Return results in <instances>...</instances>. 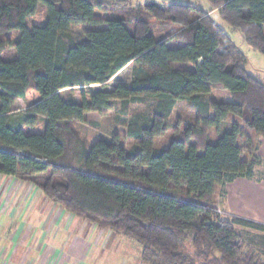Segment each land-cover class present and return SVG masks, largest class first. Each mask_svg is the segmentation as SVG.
<instances>
[{"label":"trees","instance_id":"obj_1","mask_svg":"<svg viewBox=\"0 0 264 264\" xmlns=\"http://www.w3.org/2000/svg\"><path fill=\"white\" fill-rule=\"evenodd\" d=\"M114 1L0 0V175L18 177L69 214L135 241L143 248V264H264L239 232L264 234V225L224 220L213 200L219 186L257 179L264 162L256 150L248 151L251 161L243 159L237 125L215 144L209 141V130L219 131L230 116L264 139V83L246 71L245 55L203 9L151 1L125 10L113 7ZM208 1L264 56V0ZM40 5L45 18L29 30ZM97 11L112 16L102 19ZM150 18L180 26L173 37L178 47L150 34ZM78 25L106 27L86 31L77 42L70 30ZM12 32H20L19 39H6ZM5 48L16 57L3 59ZM128 66L141 76L108 90ZM214 88L226 91L229 100L206 101ZM29 90L40 101L13 114ZM179 102L198 116L184 132ZM118 105L124 115L134 105L146 109L121 121L113 141L87 148L72 123ZM174 121L173 140L156 149L155 139ZM40 122L42 133L24 131ZM123 140L134 147L126 150ZM64 159L68 163L61 165Z\"/></svg>","mask_w":264,"mask_h":264},{"label":"rangeland","instance_id":"obj_2","mask_svg":"<svg viewBox=\"0 0 264 264\" xmlns=\"http://www.w3.org/2000/svg\"><path fill=\"white\" fill-rule=\"evenodd\" d=\"M154 0H132L131 3L126 0L114 1L113 7L116 5L121 6L122 9L130 10L131 8H137L140 5H145L148 2ZM117 2H121L117 4ZM161 4H168L172 2H177L181 4H190L195 7L203 9L205 12L212 13L211 17L214 22L232 39L236 47L245 55L247 59L246 71L262 80L264 83V56L260 53L254 51L244 40V36L241 32L233 30L219 15L218 10H213L211 4L208 0H159ZM46 8L39 6L37 14L30 18L27 22V28L32 30L34 27L41 25L45 18ZM96 16L102 19L111 18V12H96ZM150 22V34L154 36L157 41L164 42L168 41L171 47H178V42L173 40L174 36L181 29L180 26L174 25L168 22H159L153 18L149 19ZM106 26H90V25H78L73 26L70 30V34L77 42H82L85 40V32L91 29H103ZM20 32H12L6 36V39L17 40L20 37ZM1 57L5 60H12L16 57L14 49L5 48L1 54ZM178 66L183 64H177ZM141 71L136 70L133 66H128L119 74H117L109 82L108 90H112L117 84L130 85L132 80L137 76H141ZM70 95V91L63 93V97L67 98ZM73 95L80 102L79 91L75 90ZM208 102L216 101H228L229 95L226 91L221 88H214L211 93L204 97ZM40 101L39 95L34 90H29L25 100L17 101L12 109L13 114L25 113L29 108L33 107ZM144 106L134 105L129 113L124 115L120 111V105L113 110H106L103 114L89 113L85 116V121L82 123H72V128L76 132L79 140L84 143L87 148H90L95 142L99 140H104L107 142L113 141V137L119 130V124L121 121H128L130 118L138 113L145 112ZM176 114L180 119L181 125L179 126L180 132H184L186 127L190 124H194L197 120V114L190 108L186 102H179L176 106ZM177 123L171 122L169 124V129L165 135L155 139L154 146L156 149H166L169 143L173 140L175 132V125ZM233 125H237L243 131V136L239 138L238 143L241 147L246 148V153L243 156L248 157L251 161L249 150L255 149L256 141L253 137V132L248 130L243 121L230 116L221 126L219 131L216 128L209 130V141L215 144L218 139L225 133L232 130ZM44 129V122H40L36 127L29 129L24 128L26 133H42ZM253 139H251V137ZM121 144L126 150L130 151L135 142L132 140H123ZM261 158V157H260ZM262 159V158H261ZM66 160L72 162L74 166H78L72 160V156L67 155ZM65 159L60 163L65 165L68 163ZM264 162V159H262ZM79 167V166H78ZM264 176V164L260 165L256 170L255 177L257 180ZM229 190L233 189L230 186H219L217 187L216 193L214 194V202L217 205L219 214H221L222 219L230 220L235 216L234 208L230 206L229 200ZM49 202V201H48ZM46 202V203H48ZM45 210V206L43 208ZM34 212L30 208L29 213ZM239 213L240 210H237ZM242 212V211H241ZM29 215V214H28ZM93 230L86 231L85 229L75 230L73 228L71 231H64L63 227H58V229L53 228L54 225L47 224L46 231L51 229V231L58 230L61 235L63 243L61 245H55L54 249L59 250L63 254L62 259L66 260L68 258V264H75L77 261H82L83 264H143V248L137 244L135 241L123 237L116 232L105 228L101 225L96 224ZM240 234L246 242L248 249L253 251V253L264 262V234L256 231L239 229ZM95 233V235H94ZM62 247V248H61ZM48 248V247H47ZM87 249V251H85ZM89 249L95 251L89 254ZM193 250V249H191ZM72 252H76L74 254ZM83 254V256H80ZM80 257V258H79Z\"/></svg>","mask_w":264,"mask_h":264},{"label":"crops","instance_id":"obj_3","mask_svg":"<svg viewBox=\"0 0 264 264\" xmlns=\"http://www.w3.org/2000/svg\"><path fill=\"white\" fill-rule=\"evenodd\" d=\"M252 134L257 140L254 150L264 159V139ZM244 160L249 159L245 156ZM227 186L234 191L228 192L233 217L264 225V177L261 180L239 178ZM48 201L32 184L18 177L0 175V264H68V258L62 259L64 255L54 249L55 245L63 243L61 235L58 230L46 231L47 224L56 229L63 227L64 231L90 228L94 232L95 223L69 214ZM30 208L34 212L29 213ZM88 252H93L91 256L95 253L93 249ZM75 264L83 263L80 260Z\"/></svg>","mask_w":264,"mask_h":264}]
</instances>
